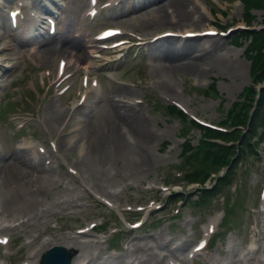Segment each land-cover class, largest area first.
<instances>
[{
	"label": "rangeland",
	"instance_id": "1",
	"mask_svg": "<svg viewBox=\"0 0 264 264\" xmlns=\"http://www.w3.org/2000/svg\"><path fill=\"white\" fill-rule=\"evenodd\" d=\"M190 1L192 2L190 4L191 17L195 16V20L199 21L196 24H189L188 21L182 22L173 11L172 13L167 12L165 17L160 20L155 17L144 29L149 32L166 28L182 31L185 28L193 29L196 26L204 28L216 24L224 28L229 24L246 23V10H244L241 1L231 3L223 0ZM0 2L3 6L4 0ZM16 2L13 1L12 5H16ZM67 4L69 8L63 14L61 29L65 30L66 40L73 41L79 46L91 44L89 35L102 22L126 26L127 32L133 31L135 34L143 31V27L139 26L137 20L138 15L135 13H129L128 16L122 18L128 24L135 23L134 26L124 25L121 21H111L106 15L95 19L94 23L89 25L87 18L83 17L84 10L88 7V0H67ZM119 10L117 8L112 13L117 15ZM202 10L205 12L204 18L198 16L203 13ZM206 11L211 13H206ZM0 12L3 14V10L0 9ZM252 13L256 17L252 19L254 26L263 24L264 9L254 10ZM130 16L133 17L130 19ZM149 16L147 15V17ZM2 17L0 15V21H4ZM28 18L29 15H26L22 20ZM175 20H180V22L177 23ZM67 22H70L69 26L66 25ZM6 29V33L2 34L0 38V62L10 65L12 68L5 72V69L1 68L3 65H0V101H3V110L0 109V162L9 158L12 153L30 156L31 154H27L28 150L19 148L23 139L36 141V138H39L45 142L52 136L57 143V150L62 153L63 161L73 163L78 169L80 168L88 183L95 186L103 185L106 190L111 191L114 196L109 197L113 205H118L121 209L126 207L127 202L135 204L145 202L149 197L159 198L160 196L162 198L168 193V189L161 191L160 186L165 188L163 182L166 183L167 188L180 189L181 184L187 185L186 180L181 177L183 171L186 173L188 168L184 169L180 163L182 158L179 153L184 140L180 132L185 130L184 132L188 133L186 136L191 139L190 143L192 144H197L201 132L194 124L179 120L176 118V114L167 112L165 107L166 104L171 103L170 99L184 102L190 115L194 114L199 118L220 122L225 117L224 109L230 107L233 101L237 100L243 91V86L251 80L250 63L244 55L246 44H233L230 36L234 33L231 32L228 37L208 38L210 42H216L215 50L211 54L193 60L198 65V70L194 72L188 70L174 72L155 68L148 54L153 51L154 54L162 55L164 48L169 50V47H174V45H182L185 49H193L191 51L195 55L197 45L208 40L163 41L152 51L143 50L144 52L138 58L134 55L138 49L133 47L131 54L124 51L125 56L130 54L127 57L129 60L127 62L120 59L107 62L102 59L103 55L94 57L95 52H90L88 47L80 48L79 53L85 64L79 66V70L75 72L72 89L61 95L50 89V85L57 79L56 62L60 53L45 52L42 54L40 53L42 45H26L25 37L21 31L9 30L7 26ZM160 63L162 64V62ZM86 71L90 72L92 77L95 75L101 77L102 92L90 93L91 96L86 101L88 104L81 106L77 112L69 115L68 108L74 105L79 97L78 94L82 86L81 77ZM109 72L113 79L106 77ZM165 81L170 82L173 91L164 92ZM211 83L215 84L217 90L210 89L211 93L207 94L205 87H210ZM168 93L171 94L168 95ZM122 95H125L126 98L144 96L143 103L138 108L123 100H116ZM115 107L122 111L130 109L131 112H137L144 119L143 137L138 138V135L127 123L114 120ZM66 118H71L69 121L77 123V126H68L66 130L61 131L60 125ZM79 118L81 119L80 123L77 121ZM146 120L148 121L146 122ZM22 123H24L23 126L17 131V127ZM90 125L97 130L99 135L105 134L111 143L114 141L117 145L110 148L106 144L107 146L104 145L105 148L101 153L90 149L91 136L86 137L85 132ZM183 125L185 126L183 127ZM115 132L119 138H122V141H126L125 145L122 146V141L115 138ZM81 139L85 141L84 148L79 146ZM262 144L264 146V141ZM80 148L85 153L81 154ZM59 155L54 152L50 157V163L45 160L44 164L51 168L46 172L51 175L54 182H46L47 190L38 194L36 199H31L34 190H29L27 191L30 193L27 195L29 200L5 209L2 206L4 199L0 192L1 225L18 224L21 220L29 217L26 225H17L12 230L0 232V236L4 234L10 236L8 243L0 244V264H39L37 260L39 254L52 242L58 243L64 239V236L79 235L73 228L74 226H88L94 220L105 221L104 226L107 224L109 227H115L120 223V217L117 216L116 210L98 206L95 203L97 197L95 195L91 197L88 191L83 190V186L79 183V177L61 167ZM146 158L150 161L145 166L143 162ZM32 161L37 162L36 158H33ZM243 178L241 189L245 208H237L234 215L228 216L229 225L226 231L229 230L227 233L225 231V237L220 240L216 236L212 241V249L203 252L205 256L207 255L218 264H239L235 262L240 260V257L241 259L245 257L246 238L242 235L241 230L246 229L249 225L252 215L250 210L248 211L249 206L256 207L258 202H261L260 198L257 199V194L262 181H264L263 154L249 158ZM67 186L68 190H72L68 192ZM223 190L222 194L226 191L227 194L230 193L226 186ZM219 195L215 197L218 198ZM62 198L69 200L80 198L78 203L81 206L68 209L51 206L52 203L54 204L55 201L58 202ZM237 198H240V195L233 194V199L237 200ZM162 202L165 204V201L162 200ZM224 206L225 203L221 198L215 201L208 199L199 208L182 207L177 217L172 216L169 219L171 221L168 222L166 216L170 217L174 213L175 206L163 205L155 211L156 215L153 214V221L156 222L153 226H156L157 230L149 226V228L139 229L138 232L121 234V240L117 245L121 247L122 251H108L107 243L99 241L97 244L83 245L82 252L89 256L96 255L97 262H103L101 260H106L110 254L120 255L123 260L126 253L124 247L127 245L123 247V242L129 243L132 240L138 241V238H149L152 234L164 239L174 237L176 241L172 245L185 247L189 244L191 246L194 237L201 236L198 223L205 222L207 216L213 214L215 209H222ZM66 214L71 215L67 216ZM126 214L130 215L127 212ZM171 222L172 225L169 228ZM120 225L123 229H127L126 224L120 223ZM219 231H223V229L219 228ZM90 236L96 239L99 237L98 232L94 231L90 232ZM101 236L103 239L104 236ZM34 237L35 240L32 241ZM46 238H49V241L43 242ZM244 238L245 240H243ZM221 248L224 249V253H219ZM155 251L159 253V256H163L165 252H168V249L161 248ZM186 253L187 250L184 255ZM156 258L159 259L154 254L151 260L155 263ZM104 263L119 264V261L114 262L112 259H107Z\"/></svg>",
	"mask_w": 264,
	"mask_h": 264
},
{
	"label": "bare ground",
	"instance_id": "2",
	"mask_svg": "<svg viewBox=\"0 0 264 264\" xmlns=\"http://www.w3.org/2000/svg\"><path fill=\"white\" fill-rule=\"evenodd\" d=\"M192 2L190 0H159L153 4H150L148 6H146L147 8H144L143 10L139 9L137 11H135V13H138V17L137 19L140 18V26L141 27H145L147 24H149V21H151L152 18L157 17V20H160V18L162 19V17H164V13L166 11H168V9H172V12L175 11L176 15L178 18H180V20L182 22L188 21L190 24L191 22L195 23L193 17H191L192 15V8L190 7V4ZM210 13V11H206V13ZM147 15H152V17H147ZM125 15H117V18L123 17ZM132 18V16H130V19ZM123 22H127L126 20H124ZM193 23V24H194ZM192 30V29H191ZM198 30H202V29H193L192 31H198ZM164 31V30H163ZM163 31H158L155 34L159 35L160 33H163ZM167 31V30H166ZM172 31V30H171ZM189 31L188 29H185L184 31H182L183 34H185V32ZM174 32L184 38H186L183 34L179 33V30H174ZM1 34V33H0ZM144 35H146V33H144ZM152 36V35H151ZM198 38H200V36H196ZM174 37L171 36H163L162 38H158L155 39L157 42H161L163 40L165 41H172ZM196 39V38H194ZM142 40L145 43H150L153 40L152 38H149L147 36H142ZM54 41H56V44H60V52L64 53L67 58L69 59V62L72 63V66L77 64H80L82 61V56L79 53V49L80 48H85V46L87 45H83V46H79L76 43H72L70 41L64 40V38L60 37V38H55ZM216 42H212L209 43L208 47H203L200 45H197V52L195 55H193L192 51L193 49H185L183 46L181 47H169V50H165V48L162 50V55L161 56H153L154 61H158V60H162L164 62L163 66L159 67L162 70H168V71H174L176 72V70H185V71H196L198 70V65L196 62H194L193 60H197L198 58L202 57V56H206L208 54H211L216 47ZM55 47V46H54ZM208 49V50H207ZM46 50L45 47H42V51L41 53H44ZM207 50L205 53L204 51ZM199 51H203V53L200 54ZM159 69V70H161ZM58 70V68H57ZM99 83V81H97V84ZM164 83V82H163ZM164 92H171L173 91L172 89V85L170 84V82L165 81L164 83ZM171 94V93H169ZM125 97V95H122L121 97H117L116 100H123L127 103L132 104V99H135L134 97L126 99L123 98ZM132 101V102H131ZM130 110V109H129ZM124 110L122 111V109L115 107L114 109V120H119L121 122H125L127 123L133 131H135V133L138 135V138L143 137L144 135V130H143V121L144 119H142L140 117V115L137 114V112H131V110ZM148 120H146L147 122ZM128 126V127H129ZM112 127V126H111ZM86 134L91 136V140L92 142L90 143V149H92L95 152L101 153L105 147L104 145L108 144V146H110V148H113L115 145V142L113 141V143H111V141L109 139L106 138L105 134L104 135H99V133L97 132V130H95V128L90 125L88 128H86ZM116 133V132H115ZM115 138H119V135L114 134ZM122 141V138H119ZM126 141H122L121 145H125ZM35 146L36 144H33L32 141L30 140H24L22 142V145L20 146L21 148L23 147H27L31 153L34 154L35 152ZM107 146V145H106ZM109 150V149H108ZM81 151V149H80ZM83 151V150H82ZM81 151V152H82ZM84 152V151H83ZM29 152H27L28 154ZM146 153V152H145ZM149 153V152H148ZM147 156V154H146ZM145 156V157H146ZM150 160H148V158L145 159V161L143 162V165H147L148 162ZM43 162H39V164L35 163L32 161V157L30 156H26L25 154L21 155L20 153H12V155L9 158L3 159L0 162V192L3 195L2 199H4L3 201V207L6 208H10L15 206L16 204L20 203V202H25L27 200H29V196L30 195L29 192L27 191H32L33 195L31 196V199H36V196L38 194H40L41 192H44L47 190V187L45 186L46 182H54L53 179L51 178V175H49L48 172L46 171H50V169H45ZM74 169L75 166H72ZM79 174L80 177V181L85 185V189L86 190H90L91 187H88L84 182H85V177L82 175V170L81 169H77L76 170ZM47 173V174H46ZM60 185V184H58ZM48 186V185H47ZM95 186V185H94ZM35 187V189H34ZM98 190H97V189ZM96 190L99 193H108V191L106 190V188L102 186H100V184H98V186L96 185ZM66 190L69 192L72 189L68 190V187H66ZM101 191V192H100ZM76 198L70 199V200H65V199H59L58 202L55 201L54 204L52 203L51 206H55V207H70L73 205V201ZM76 200H79V198H77ZM74 200V201H76ZM28 220V218L26 220H22V223H26V221ZM214 221L215 218L213 217L212 219H210L209 221V227L214 225ZM4 229H6V227H4ZM83 235H88V232L86 231L85 233H83ZM82 235V236H83ZM82 236H71V237H67L64 236L63 240L67 241V242H63V244L66 247L69 248H78V246H82L85 244H92L93 241L91 239H86V240H81ZM141 248V247H140ZM135 251H137L139 253V248L136 247L134 249ZM133 252V251H132ZM171 253L174 254V252L172 251ZM81 256H83L82 254L77 253V255H75V257L72 260L73 264H76L77 262H79L80 260H83V258H81ZM95 258V257H94ZM136 259L138 257H135ZM135 258H132L130 262V264H139L141 263L143 260H139L136 261ZM137 262V263H136ZM86 263H91V260H87ZM92 264V263H91ZM95 264V263H94Z\"/></svg>",
	"mask_w": 264,
	"mask_h": 264
},
{
	"label": "trees",
	"instance_id": "3",
	"mask_svg": "<svg viewBox=\"0 0 264 264\" xmlns=\"http://www.w3.org/2000/svg\"><path fill=\"white\" fill-rule=\"evenodd\" d=\"M263 56H264L263 54H259L258 57H255L254 63H258L259 61L264 60ZM263 65H264V61H263ZM260 121L262 122L264 121V89L260 94L258 106L256 107L255 113L251 119V128L248 132L250 136L256 134V130H257L256 125L262 123ZM220 149L224 151L225 147H221Z\"/></svg>",
	"mask_w": 264,
	"mask_h": 264
}]
</instances>
